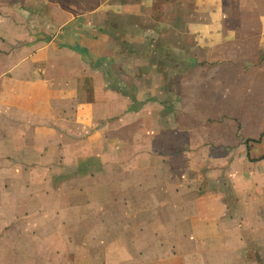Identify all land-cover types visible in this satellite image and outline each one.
I'll return each instance as SVG.
<instances>
[{"label": "crops", "instance_id": "crops-1", "mask_svg": "<svg viewBox=\"0 0 264 264\" xmlns=\"http://www.w3.org/2000/svg\"><path fill=\"white\" fill-rule=\"evenodd\" d=\"M12 121L0 153L19 156L0 181L39 168L87 181L78 193L135 186L118 241L84 244L87 264H257L264 0H0V123ZM149 181L160 189L145 193ZM94 212L108 230L113 213Z\"/></svg>", "mask_w": 264, "mask_h": 264}, {"label": "rangeland", "instance_id": "rangeland-1", "mask_svg": "<svg viewBox=\"0 0 264 264\" xmlns=\"http://www.w3.org/2000/svg\"><path fill=\"white\" fill-rule=\"evenodd\" d=\"M89 1L91 0H85L86 3ZM115 47L117 51L123 49L119 44ZM130 76L133 79L137 78L132 73ZM157 93L159 100H162L166 97L167 91L159 89ZM17 124L12 121L8 126L7 123L1 122L0 131L6 133L9 129H16ZM9 141L1 139L0 142ZM4 149L5 153H0L2 159L0 163H5L10 156L15 159L19 156L7 152L8 149L13 150L11 147ZM51 157L52 155H49L48 158ZM52 164V161H49L48 166ZM59 172L61 173L57 169L33 168L24 175V171L17 170L15 180L0 181V264H70L75 256L81 259L79 264H87L88 251L83 248L84 244L107 240L110 236L111 241L115 239L118 241L120 233L115 226L119 221V215L124 212L131 213L135 209V186L131 184L132 181H115L117 184L109 187L105 186V181H97L96 185H85L83 191L78 193L76 190L87 181L54 179ZM7 176L13 177L11 174ZM221 188L225 192V199L232 204L234 197L230 187L223 185ZM159 189L155 181H149L143 187L145 193ZM143 204L146 205L145 202ZM92 208L99 211L94 212L99 216L102 215L100 209L113 213L110 216H106L108 212L102 215L110 223L108 230L99 224L102 217L94 218V214H89L90 211H94ZM123 221L135 224V218H126ZM246 237L251 260L262 264L263 240L256 234H249ZM29 243L32 244V249L28 246ZM36 247L38 249L33 250ZM32 252H38L41 256L37 258ZM128 253L130 254L129 251ZM29 258L31 260L28 261Z\"/></svg>", "mask_w": 264, "mask_h": 264}]
</instances>
